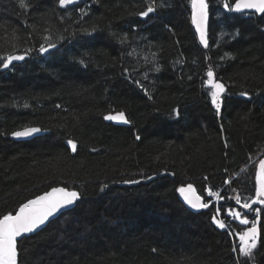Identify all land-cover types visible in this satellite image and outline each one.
I'll use <instances>...</instances> for the list:
<instances>
[{
  "label": "trees",
  "instance_id": "trees-1",
  "mask_svg": "<svg viewBox=\"0 0 264 264\" xmlns=\"http://www.w3.org/2000/svg\"><path fill=\"white\" fill-rule=\"evenodd\" d=\"M206 1L203 48L190 0H156L147 17L139 13L148 0L67 8L25 0L27 9L0 0V56H25L0 71V217L54 187L80 194L73 210L18 243V264H264V211L257 247L243 257L239 233L249 226L222 212L232 234L217 228L205 195L210 186L222 193L219 207L237 210L234 197L255 198L264 14L236 15L225 0ZM44 36L56 47L41 53ZM209 68L225 86L219 113L205 85ZM119 112L129 124L104 119ZM25 126L42 136L11 140ZM68 139L77 143L74 155ZM189 184L208 208L194 213L181 203L177 189Z\"/></svg>",
  "mask_w": 264,
  "mask_h": 264
},
{
  "label": "snow or ice",
  "instance_id": "snow-or-ice-1",
  "mask_svg": "<svg viewBox=\"0 0 264 264\" xmlns=\"http://www.w3.org/2000/svg\"><path fill=\"white\" fill-rule=\"evenodd\" d=\"M76 3H78V0H58L60 8H67L69 5ZM190 3L192 9L191 23L200 34V42L205 47H208V42L205 38L208 4L206 0H190ZM19 4L23 9H27L28 7L25 0H19ZM156 7V0H148V7L145 11L139 13V15L147 17L149 13L155 11ZM223 7L232 12L254 10L255 13L264 14V0H231V3L225 0ZM92 30L95 31V28ZM82 31L87 33L89 30L82 29ZM43 39L48 41V44L47 47L43 45L40 47L39 50L41 53L47 52L49 48L56 47L55 43L51 42L50 36H44ZM123 39H127V37L125 36ZM225 55L228 54L226 53ZM24 59V55L7 54L5 56H0V65H2L3 68H9L14 61H23ZM156 70L159 71L158 68ZM206 75L207 80L205 81V85L209 89L211 103L215 106L217 113H219L221 110V94L225 91V86L215 80L211 68L208 69ZM136 83L139 84V81ZM145 94H148L147 90H145ZM241 95H246V93H241ZM149 98L151 97L149 96ZM25 107H27V105H25ZM57 107H59V105H57ZM104 119L123 124L130 123L123 112L105 115ZM40 131V128L25 126L22 130L13 132L12 135L17 138H26ZM136 139L139 140L140 136L137 135ZM67 144L73 152L77 151V143L72 139H69ZM259 168L260 171L256 176L257 186L255 188V198L251 199L250 203L247 200L242 203L241 197L236 196L234 197L235 204L239 205L240 210H237L232 205L226 208L217 207L215 209V214L212 216V222L216 227L222 230L226 229L229 235L232 234V229L225 219L220 218L222 212L225 216L231 217L232 220L238 221L240 225L251 224V227L239 233V254L243 257H252L253 249L257 247L259 238L257 224L259 223L260 213L264 211V207H253L254 205L264 206V159L259 161ZM149 179H151V177H149ZM138 182L139 181H125V183ZM225 183H228V181H225ZM177 191L192 209L200 210L210 206L209 203L202 200L201 196L196 193V190L191 184L182 186L178 188ZM233 191H235V189H233ZM207 194L208 197H214L217 202L222 199L218 191L209 190ZM79 199L80 194L76 191H70L63 187H54L50 191H46L44 194L22 203L15 214L8 213L0 217V264H18V243L22 245L24 239L30 238L28 234L36 233L38 229H41V227L45 225L50 217L61 212V210L68 209ZM227 199L233 198L228 197ZM249 212L255 214L251 221L248 218ZM153 251L155 252L156 249H153ZM232 251H237L236 244H233ZM237 264H240L239 260Z\"/></svg>",
  "mask_w": 264,
  "mask_h": 264
},
{
  "label": "water",
  "instance_id": "water-1",
  "mask_svg": "<svg viewBox=\"0 0 264 264\" xmlns=\"http://www.w3.org/2000/svg\"><path fill=\"white\" fill-rule=\"evenodd\" d=\"M79 1V0H78ZM206 3H207V1H206ZM70 6V5H69ZM232 12V11H231ZM232 13H234V14H237V15H242V14H253V15H257V16H261V15H263V14H260V13H255L254 12V10H246L245 12H232ZM150 14V13H149ZM191 15H192V9H191ZM208 17H209V15H208ZM190 21H191V16H190ZM191 25H192V29H193V31H194V33H195V35H196V37H197V39H198V42H199V44L203 47V48H207V47H205L201 42H200V34L196 31V28H195V26L191 23ZM206 34H205V38H206V40H207V33H208V19H207V22H206ZM208 42V41H207ZM19 63H21V61H14L13 62V64H19ZM12 64V65H13ZM11 66V65H10ZM9 66V67H10ZM6 69H8V68H2V71H5ZM215 78V77H214ZM223 94V93H222ZM222 94H221V96H222ZM42 134H43V132L42 131H40L39 133H35V134H33L31 137H26V138H17V137H14L13 135H11L10 136V138H11V140H13V141H15V142H25V141H30V140H32V139H34V138H37V137H40V136H42ZM68 145V144H67ZM69 146V145H68ZM69 148H70V146H69ZM70 150H71V148H70ZM71 153H72V155H74L76 152H73L72 150H71ZM264 159V158H263ZM260 171V168H259V163H258V165H257V168H256V176H257V173ZM256 186H257V182H256ZM64 188V187H63ZM50 191V190H49ZM179 196H180V194H179ZM180 199H181V202L183 203V205L189 210V211H191V212H199L200 210H202V209H200V210H196V209H192L184 200H183V197H181L180 196ZM78 201V200H77ZM77 201L75 202V204L74 205H72L71 207H69L68 209H65V210H61V212H59V213H57V214H55L53 217H50L49 218V220L45 223V225H43L42 227H41V229H38L37 230V232H39L40 230H42L43 228H45L46 226H47V224L48 223H50L51 221H53L54 219H56V218H58L60 215H62V214H64V213H66V212H69V211H71V210H73L74 208H75V205H76V203H77ZM257 227H258V229H259V223L257 224ZM36 232V233H37ZM33 234H35V233H32V234H28V236H30V235H33Z\"/></svg>",
  "mask_w": 264,
  "mask_h": 264
},
{
  "label": "bare ground",
  "instance_id": "bare-ground-1",
  "mask_svg": "<svg viewBox=\"0 0 264 264\" xmlns=\"http://www.w3.org/2000/svg\"><path fill=\"white\" fill-rule=\"evenodd\" d=\"M80 1V0H79ZM140 1V0H139ZM145 1V0H144ZM71 6V5H70ZM191 6V5H190ZM69 7V6H68ZM234 14V13H233ZM237 15V14H236ZM242 15H251V14H242ZM253 15V14H252ZM257 16V15H256ZM79 21V20H78ZM235 35V34H234ZM236 36V35H235ZM223 37V36H222ZM198 43V42H197ZM177 45V44H176ZM36 46V45H35ZM129 46V45H128ZM177 47V46H176ZM203 49V48H202ZM1 55V54H0ZM153 58V57H152ZM78 59V58H77ZM22 62V61H21ZM172 62V61H171ZM173 63H174V61H173ZM181 63V62H180ZM154 64V63H153ZM178 65V64H177ZM143 66V65H142ZM172 67H173V65H172ZM176 67V66H175ZM3 68V67H2ZM2 68H1V72H4V71H2ZM28 69V68H27ZM7 70V69H6ZM5 70V71H6ZM18 71V70H17ZM155 71V70H154ZM173 71V70H172ZM134 72V71H133ZM132 72V73H133ZM30 73V72H29ZM144 73V72H143ZM207 73V72H206ZM161 74V73H160ZM134 75V74H133ZM134 77V76H133ZM125 79V78H124ZM134 79V78H133ZM133 82V81H132ZM221 83V82H220ZM127 84H129V83H127ZM142 84V83H141ZM122 87V86H121ZM145 87V86H144ZM225 92V91H224ZM223 92V93H224ZM223 95V94H222ZM13 101V100H12ZM7 102V101H6ZM58 109V108H57ZM172 112V111H171ZM216 116V115H215ZM172 117H173V114H172ZM175 117V116H174ZM160 119V118H159ZM165 119V118H164ZM171 119V118H170ZM107 121V120H106ZM38 128V127H37ZM21 130V129H20ZM42 131V130H41ZM43 132V131H42ZM12 135V134H11ZM10 135V136H11ZM69 140V139H68ZM67 142V141H66ZM66 144V143H65ZM68 146V145H67ZM166 155V154H165ZM264 158V156L261 158V159H263ZM260 159V160H261ZM163 160H165V159H163ZM167 160V159H166ZM259 160V161H260ZM259 163V162H258ZM258 165V164H257ZM257 168V167H256ZM160 173V172H159ZM161 174V173H160ZM165 175V174H164ZM201 179V178H200ZM187 181V180H186ZM85 182V181H84ZM157 182V181H156ZM255 182H256V175H255ZM86 183V182H85ZM147 183V182H146ZM206 183V182H205ZM212 183V182H211ZM180 184V183H179ZM87 185V184H86ZM133 185V184H132ZM192 185V184H191ZM63 186V185H62ZM128 186V185H127ZM200 186V185H199ZM221 186V185H220ZM61 187V186H60ZM203 187V186H202ZM227 187V186H226ZM124 189V188H123ZM209 190H212V191H216V190H214V189H212L210 186H206V188H205V195H206V197L208 198V199H210V200H212V203L214 204V206H215V209L217 208V207H219V205H220V201H215V198L214 197H208V191ZM220 192V191H219ZM82 193V192H81ZM197 193V192H196ZM222 194V193H221ZM178 195H179V192H178ZM180 197V196H179ZM203 200V199H202ZM181 201V200H180ZM182 203V202H181ZM254 206H256V205H254ZM255 214L253 213V215L249 218V220L251 221V219L253 218V216H254ZM227 217V216H226ZM229 218V221H231V222H235V223H237L238 225H240L239 224V222L238 221H235V220H232V218L231 217H228ZM132 225V224H131ZM240 226H242V227H250L251 226V224H249V225H240ZM41 231V230H40ZM39 231V232H40ZM38 233V232H37ZM36 234V233H35ZM34 235V234H33ZM148 237V236H147ZM149 241V240H148ZM135 243V242H134ZM101 251V250H100ZM110 252V251H109Z\"/></svg>",
  "mask_w": 264,
  "mask_h": 264
},
{
  "label": "rangeland",
  "instance_id": "rangeland-1",
  "mask_svg": "<svg viewBox=\"0 0 264 264\" xmlns=\"http://www.w3.org/2000/svg\"><path fill=\"white\" fill-rule=\"evenodd\" d=\"M251 227V226H250Z\"/></svg>",
  "mask_w": 264,
  "mask_h": 264
}]
</instances>
